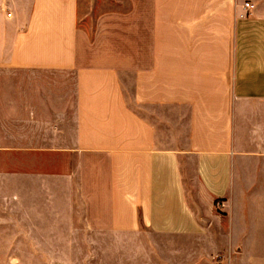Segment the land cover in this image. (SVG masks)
Segmentation results:
<instances>
[{"label": "crops", "instance_id": "0c3cea01", "mask_svg": "<svg viewBox=\"0 0 264 264\" xmlns=\"http://www.w3.org/2000/svg\"><path fill=\"white\" fill-rule=\"evenodd\" d=\"M1 231L264 264V0H0Z\"/></svg>", "mask_w": 264, "mask_h": 264}, {"label": "rangeland", "instance_id": "374dc122", "mask_svg": "<svg viewBox=\"0 0 264 264\" xmlns=\"http://www.w3.org/2000/svg\"><path fill=\"white\" fill-rule=\"evenodd\" d=\"M88 1V0H83ZM1 213L6 214L2 209ZM31 211L39 210V201H29ZM20 219V217H15ZM31 223H38L39 217L31 215L27 218ZM0 232V257L4 260L7 255L14 256L12 264H120L119 249L78 247L69 248L56 245L55 233ZM10 241H9V240ZM241 252L243 249H240ZM255 255L264 256V249H255ZM241 254V253H236ZM2 264V263H1Z\"/></svg>", "mask_w": 264, "mask_h": 264}, {"label": "built area", "instance_id": "2783aa9c", "mask_svg": "<svg viewBox=\"0 0 264 264\" xmlns=\"http://www.w3.org/2000/svg\"><path fill=\"white\" fill-rule=\"evenodd\" d=\"M247 6H250V3H246ZM220 206H223V203H219Z\"/></svg>", "mask_w": 264, "mask_h": 264}]
</instances>
